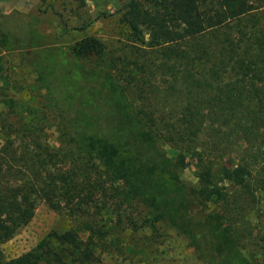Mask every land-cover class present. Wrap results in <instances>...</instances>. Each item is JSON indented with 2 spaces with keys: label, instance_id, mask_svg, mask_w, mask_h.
I'll list each match as a JSON object with an SVG mask.
<instances>
[{
  "label": "trees",
  "instance_id": "1",
  "mask_svg": "<svg viewBox=\"0 0 264 264\" xmlns=\"http://www.w3.org/2000/svg\"><path fill=\"white\" fill-rule=\"evenodd\" d=\"M115 13L117 50L104 52L85 36L72 52L106 55L149 139L169 147L175 167H192L194 195L218 206L221 221L242 219L243 201L264 203V0H122ZM7 113L0 115V245L45 203L74 223L51 237L78 264L91 263L97 248L124 253L118 236L142 226L117 184L113 143L91 135L52 147L40 123ZM0 264L39 261L31 251L10 259L0 252Z\"/></svg>",
  "mask_w": 264,
  "mask_h": 264
},
{
  "label": "rangeland",
  "instance_id": "2",
  "mask_svg": "<svg viewBox=\"0 0 264 264\" xmlns=\"http://www.w3.org/2000/svg\"><path fill=\"white\" fill-rule=\"evenodd\" d=\"M121 1L0 0V115L11 109L9 119L37 121L52 147L91 135L113 143L117 184L142 227L118 236L124 253L97 248L89 264H264V203L243 201L242 219L221 221L218 206L194 195L192 167H175L169 147L152 142L133 116L106 55L72 52L85 36L97 38L104 52L117 50ZM73 226L39 203L0 252L6 259L31 251L39 264H78L51 237Z\"/></svg>",
  "mask_w": 264,
  "mask_h": 264
}]
</instances>
